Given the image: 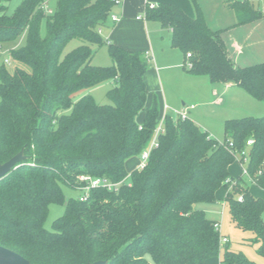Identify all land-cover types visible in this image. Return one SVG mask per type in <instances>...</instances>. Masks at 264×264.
Returning a JSON list of instances; mask_svg holds the SVG:
<instances>
[{"label":"trees","instance_id":"16d2710c","mask_svg":"<svg viewBox=\"0 0 264 264\" xmlns=\"http://www.w3.org/2000/svg\"><path fill=\"white\" fill-rule=\"evenodd\" d=\"M11 1L0 0V57L5 43L26 34L25 45L10 55L29 70L0 68V164L22 151L26 160L0 180V246L31 264H206L221 252L222 264H257L230 242L223 245L217 222L199 208L219 204L216 192L225 185L232 223L254 235L264 258V200L247 185L264 190V117L227 121L219 142L190 119L168 115L147 166L128 174L126 161L141 157L162 118L157 103L147 108L146 54L103 39L115 1L57 0L49 12V0H22L10 13ZM253 1L229 0L240 24L264 17ZM144 18L172 30V46L189 61V73L234 83L264 103V63L236 67L221 32L202 15L162 3L148 5ZM103 46L111 67L92 64ZM109 81L115 82L109 104L78 97ZM249 140V178L235 179L229 168ZM82 175L128 181L117 191L94 188L86 201H66L61 184L76 189ZM53 203L66 207L49 231Z\"/></svg>","mask_w":264,"mask_h":264},{"label":"rangeland","instance_id":"374dc122","mask_svg":"<svg viewBox=\"0 0 264 264\" xmlns=\"http://www.w3.org/2000/svg\"><path fill=\"white\" fill-rule=\"evenodd\" d=\"M207 1L209 3H207ZM21 2L22 0H12L8 3L10 13H12ZM197 3L199 4L198 0ZM56 5L57 0H49L46 6L47 11H55ZM206 5L210 9H213L211 12H214L213 0H206ZM225 6L231 8L226 3ZM255 6L258 10L264 11V0H255ZM115 12L120 13V6L115 8ZM222 12L223 9H220L219 13ZM141 23L144 24V22ZM118 24H114L113 21L110 20L109 26L103 29V39L114 45L117 44L114 40L109 38V36L111 37V34L115 32L119 26ZM133 27L130 28L128 34L122 36L120 41L125 44L134 40V45L137 49L132 50L119 45L117 46L146 54V48L151 39V42L157 45L159 53L165 49L166 43L168 42V28L163 29L162 27L158 29V32L154 31L148 36L147 34L144 35L143 32H139L136 27ZM45 31V26H43L42 34H45ZM25 43L26 34L15 41L5 43L0 57V68L4 65L10 72H14L17 67L29 70L26 66L14 61L10 55L12 49L22 47ZM77 44L78 42L74 41L68 48L73 49ZM172 49L175 50L176 48L172 47ZM176 51L182 56L180 57V62L173 64L167 63V65H165L166 68L159 72H155V66L149 67L145 75V83L148 90L147 108H152L154 104L157 103L162 118L165 114V106L168 105L170 107L168 115L175 119L177 117L175 112H181L185 110L186 107L195 106L194 110L188 113L189 119L219 142L225 141V123L227 121L243 119L249 116L264 117V103L255 100L246 91L232 89L227 94H222L220 92V95L216 94L217 96H214L213 90L217 87L212 84L209 76L189 73L187 71L189 61L180 50L176 49ZM6 60H9L10 63H6ZM167 60L168 59L163 56L161 62H166ZM92 64L100 67H111L114 65L107 46L95 49ZM114 87L115 82L109 81L97 85L89 91L80 93L78 97L91 94L98 104H109L110 101L107 98V94ZM143 120L144 114H141L138 121L142 123ZM140 162V155L128 158L126 161L127 173L131 174L138 169ZM246 166V163H241L236 159L229 168L231 176L235 179L245 177L243 172ZM247 185L250 193L254 197L264 200L263 189L253 185L249 180L247 181ZM61 187L66 201L71 198H78L82 194L80 190L73 189L66 184H61ZM226 196L227 189L225 185H222L216 192V199L219 204L211 206L199 205V208L205 210L208 217L215 220L219 225L221 223V233L230 240V245L233 250L243 252L248 259L257 264H264V258L258 254L259 245L253 242L254 235L251 232L238 229L232 223L225 203ZM65 207L66 204L53 203L50 205L48 218L45 222L47 230H54V222L64 215ZM222 255L221 252L219 256L210 258L206 264H222Z\"/></svg>","mask_w":264,"mask_h":264},{"label":"crops","instance_id":"0c3cea01","mask_svg":"<svg viewBox=\"0 0 264 264\" xmlns=\"http://www.w3.org/2000/svg\"><path fill=\"white\" fill-rule=\"evenodd\" d=\"M198 2L200 5L198 4V6H194V3L191 0H124L123 3L119 5L120 13L115 12V8L118 6L114 8L112 16L118 17L119 21L114 22L113 19L111 20L114 24L119 23V26L115 32L111 34V37L109 36V38L114 40V42L119 46L132 50L137 49L134 45V40L123 44L120 39L122 36L128 34L130 28L133 26L136 27L139 32H143L144 35L147 34L148 36H150V34L154 31L158 32V29L162 28V26L157 22H148L143 15L145 14V10L148 5L158 6L162 3H168L179 6L192 18L202 15L207 24L213 30L221 32L227 46L229 57L236 67L244 68L264 63V17L251 23L240 24L239 15L237 14L235 8L228 3L229 0H213L214 12H211L213 9H210L206 5V0H198ZM207 3L209 2L207 1ZM225 3L231 8L226 7ZM253 3L256 8L255 0ZM220 9H223L222 13H219ZM261 12L264 14V11ZM141 22H144V24ZM167 30L169 31L167 32L168 42L166 43L165 49L161 53H159L157 45L151 42V39L149 40V45L146 48V53H149L152 58L150 60L151 66L156 67L154 68L155 72L165 69V65H167V63L173 64L180 62V57H182L177 53L176 49H172V30ZM101 34L103 36V30ZM163 56L168 59L166 62H161ZM213 85H216L215 87H217L213 90L214 96L220 95V92L222 94H227L232 89L243 90L234 83H218ZM192 110L194 109H190L189 112ZM169 111L170 109L168 112Z\"/></svg>","mask_w":264,"mask_h":264},{"label":"built area","instance_id":"2783aa9c","mask_svg":"<svg viewBox=\"0 0 264 264\" xmlns=\"http://www.w3.org/2000/svg\"><path fill=\"white\" fill-rule=\"evenodd\" d=\"M116 5L119 6L123 3L124 0H114ZM151 7H155L154 5H150ZM112 19L114 22L119 21V18L116 16H112ZM146 57L148 58V60L150 61L151 55L149 53H146ZM7 63H10L9 60H6ZM195 106H190L185 108V110L181 111V112H175L177 117L175 118V120L181 119L183 121L188 120L189 116V110L190 109H194ZM170 108L168 106H165V114L162 117V119L160 120L158 126L155 129L153 138L150 142V145L148 146L147 149H145L141 155V162L139 164L138 169H144L147 166V163L149 161V158L151 156V153L154 149L159 147V138L161 135H163L165 133V121H166V117L168 116V110ZM254 144L253 140H249L247 142V148L245 151H243L240 154L236 155V159L241 162V163H248V156H249V148H251ZM243 175L246 178H249L248 175V170H247V166L244 169ZM128 181V178L125 179L124 181L120 182V183H114L111 180H109L108 178H94L88 175H82L78 177V186L76 189L80 190L82 192V194L79 196V199L81 201H86L89 198L90 195V191L94 188H105L109 191H117L121 185L126 184ZM226 184L229 185V189L231 190L232 185H233V181L231 179H228L226 181ZM243 200V198L240 196L239 197V201L241 202ZM216 228L218 230L221 231V223L220 225L217 223L216 224ZM230 240L224 236L221 240V243L223 245L229 243Z\"/></svg>","mask_w":264,"mask_h":264},{"label":"water","instance_id":"95a60500","mask_svg":"<svg viewBox=\"0 0 264 264\" xmlns=\"http://www.w3.org/2000/svg\"><path fill=\"white\" fill-rule=\"evenodd\" d=\"M26 160L24 152H20L14 158L4 164H0V180L9 175L18 165ZM0 264H31L27 259L18 253L0 246ZM93 264H107L106 261H99Z\"/></svg>","mask_w":264,"mask_h":264}]
</instances>
